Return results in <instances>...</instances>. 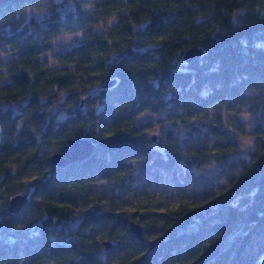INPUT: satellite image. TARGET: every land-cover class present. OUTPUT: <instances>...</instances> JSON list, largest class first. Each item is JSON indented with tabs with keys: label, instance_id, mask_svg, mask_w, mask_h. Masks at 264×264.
<instances>
[{
	"label": "trees",
	"instance_id": "1",
	"mask_svg": "<svg viewBox=\"0 0 264 264\" xmlns=\"http://www.w3.org/2000/svg\"><path fill=\"white\" fill-rule=\"evenodd\" d=\"M242 113L255 145L214 199L160 211L129 197L138 176L235 152L238 119L228 131L222 115ZM146 115L186 137L147 148ZM73 138L91 157L51 163ZM0 264H264V0L0 4Z\"/></svg>",
	"mask_w": 264,
	"mask_h": 264
},
{
	"label": "rangeland",
	"instance_id": "2",
	"mask_svg": "<svg viewBox=\"0 0 264 264\" xmlns=\"http://www.w3.org/2000/svg\"><path fill=\"white\" fill-rule=\"evenodd\" d=\"M63 43H69V39H64ZM63 43L62 40L55 42L51 52L58 55V52L65 48L61 46ZM222 119L224 121L222 125L225 124L228 131L235 130L236 119H238V128L241 129L240 137L237 140L233 134L230 135L232 139L237 140L235 152L227 154L226 158L220 160L210 157L184 161V165L177 168L178 172L138 176L136 179L130 180L127 186L130 188L129 197L134 200V203L139 199H144L161 211L171 209V207L182 202L193 206L214 199L219 191L224 188L234 167L249 158V154L255 145L254 134L257 121L254 117L242 113L237 118L233 115H222ZM141 122L145 126L143 128L145 129L144 136L147 148L157 152L161 151L162 153L167 139L173 140L172 135L177 137H186L187 135L184 127L175 130L169 123L166 124L160 116L146 115L141 118ZM153 135L157 136L155 142L150 140ZM176 139L180 140L181 138H175V141H177ZM109 250L104 249V251Z\"/></svg>",
	"mask_w": 264,
	"mask_h": 264
},
{
	"label": "water",
	"instance_id": "3",
	"mask_svg": "<svg viewBox=\"0 0 264 264\" xmlns=\"http://www.w3.org/2000/svg\"><path fill=\"white\" fill-rule=\"evenodd\" d=\"M13 0H0V4L5 2H12ZM202 54V49H191L186 51L183 55L184 60L187 62H191L197 57H200ZM117 83L116 79L110 80L107 82L106 87L110 88L113 87ZM156 140V136L152 137V141ZM95 145H93L92 141L87 138L83 139H71L68 141V149L63 151V153L53 154L50 162L53 163L55 166L59 168L66 167L68 165L74 164V162L84 161L85 159L90 158L91 154L94 152ZM28 193H22L19 195L14 196L9 201L8 210L14 214H20L24 206L28 203ZM256 215L253 217V220H256ZM130 229L132 233L135 235V238L139 241H144L142 226L132 222L130 224ZM110 244L107 245L109 249Z\"/></svg>",
	"mask_w": 264,
	"mask_h": 264
}]
</instances>
